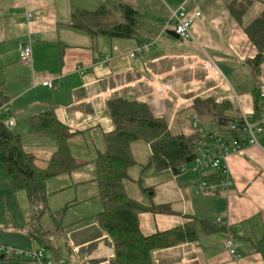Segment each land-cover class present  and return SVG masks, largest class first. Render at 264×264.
<instances>
[{
    "label": "crops",
    "instance_id": "obj_1",
    "mask_svg": "<svg viewBox=\"0 0 264 264\" xmlns=\"http://www.w3.org/2000/svg\"><path fill=\"white\" fill-rule=\"evenodd\" d=\"M183 3L189 16L200 12L191 25L192 37L186 39L175 35L171 20V11ZM123 4L138 11L132 37L93 35L71 25L75 10L105 7L110 15L103 23L111 26L116 14L117 19L126 18ZM246 16L244 0H0V93L8 97L10 108L6 122L13 120L9 127L22 136L24 148L35 155L37 165L45 168L57 150L56 138L32 133L30 117L53 109L72 134V154L83 161L76 171L46 182L49 210L40 223L56 248V252L46 248L50 258L58 264H109L113 257L111 237L96 218L103 205L95 163L106 147L105 132L116 127L109 111L111 100L122 97L147 103L155 115L168 118L175 133L202 134L209 126L227 140L233 136L232 122L219 125L214 103H230L228 114L235 117L253 115V90L264 80V62L256 77L247 60L259 50L246 26L257 16ZM28 42L32 46L29 62L22 59ZM144 42L150 47L131 57ZM211 61L219 72L209 68ZM247 65L249 77L241 81ZM46 79H53L54 87L41 84ZM166 81L172 87L159 97L156 87ZM243 86L253 98L236 92V87ZM197 116L201 122L195 126ZM257 137L258 144L228 157L233 182L228 189L217 186L223 177L218 170L190 164L180 173L153 174L164 183L167 195L154 201L156 191L149 194L153 184L137 182L129 169L124 183L132 198L145 205L167 204L176 212L142 213L146 234L182 224L189 216L226 226L220 232L201 230L194 242L155 250L156 264H264L253 246L264 235V131ZM145 146L149 158L150 146ZM198 147L216 153L212 135L203 136ZM143 148L138 141L132 143L137 161ZM203 181L209 189L196 193ZM33 212L27 192L13 191L0 171V246L42 247L30 235ZM229 235L240 257L227 249ZM0 264L33 263L0 250Z\"/></svg>",
    "mask_w": 264,
    "mask_h": 264
},
{
    "label": "trees",
    "instance_id": "obj_2",
    "mask_svg": "<svg viewBox=\"0 0 264 264\" xmlns=\"http://www.w3.org/2000/svg\"><path fill=\"white\" fill-rule=\"evenodd\" d=\"M121 8L126 16L123 23L105 25L103 21L110 15V10L101 7L95 11L75 10L71 25L93 35L132 37L138 11L126 4L121 5ZM246 31L259 50L255 57L247 60L257 77L261 74V64L264 62V8L246 26ZM253 95V120L257 121L261 115V99L257 88L253 90ZM7 102L8 97L0 93V106ZM229 110L231 104L228 102L214 103V112L220 126L234 121L243 123L242 115L235 117L228 114ZM109 111L116 127L105 132L106 147L95 158L96 180L103 205V210L96 218L102 230L111 237L114 254L109 264H156L153 258L155 250L194 242L199 239L201 230L206 233L225 231V225L195 216L187 217L182 224L152 234H146L142 230V213L176 212L167 204L145 205L128 194L124 180L128 177L129 169L137 164L132 143L145 141L150 146L151 153L142 172L153 167L159 171L169 169L180 173L194 162L203 135L175 133L166 116L155 115L147 103L136 99H113L109 102ZM197 118L200 119L198 116ZM6 120L7 115L0 116V171L7 176L13 191L27 192L34 210L29 228L32 239L49 251L56 252L50 239L45 237L40 223L42 216L49 210L46 182L50 178L76 171L83 165V161L72 154L69 145L72 134L53 109L30 117L32 133L49 134L56 138L57 150L45 168L37 165L35 155L24 148L22 136L15 133ZM236 135L237 132L233 131L232 138ZM253 246L264 261V235L254 241Z\"/></svg>",
    "mask_w": 264,
    "mask_h": 264
},
{
    "label": "built area",
    "instance_id": "obj_3",
    "mask_svg": "<svg viewBox=\"0 0 264 264\" xmlns=\"http://www.w3.org/2000/svg\"><path fill=\"white\" fill-rule=\"evenodd\" d=\"M200 15V12L196 13V16ZM196 16H189L186 8V4L183 3L178 9L171 11V20L175 24V32L182 38L192 37L191 25L194 22ZM28 19L31 17V13L27 15ZM149 43H141L134 51L130 53L131 57H134L136 54L143 52L144 49L150 47ZM22 59L25 61L32 60V46L28 42L24 45L22 51ZM208 66L211 70L219 72L217 66L211 61L208 63ZM41 84L49 87H54L55 81L53 79H46L41 82ZM171 89V83L166 81L162 85L156 87V93L159 97L165 94L168 90ZM257 90L260 93L261 99V115L260 119L254 121L253 115L242 114L244 119L243 123L234 121L231 124V129L237 132L236 137H233L231 140H227L222 136L216 134L213 129L209 126H206L204 132L208 135H212L216 142V153H212L208 148H199L197 147V157L194 160V167L200 169H218L222 172L223 177L219 180L217 186L221 189H228L232 184V180L229 177V165L228 157L233 153H238L242 151L247 145H256L259 143L257 134L264 131V80L258 82ZM10 108L7 106V103L0 106V116L8 115ZM200 119L195 117L194 123L195 126L200 124ZM14 122L10 120L8 125H12ZM201 152V155H199ZM209 183L206 181L201 182L195 189L196 193H202L209 189ZM225 245L229 250L230 254H233L235 257H240V253L237 250L232 236H227L225 240ZM0 250L4 253H13L14 255L28 259L33 264H58L54 259L50 258L47 254L45 247H38L34 249H23V248H14L7 246H0Z\"/></svg>",
    "mask_w": 264,
    "mask_h": 264
},
{
    "label": "rangeland",
    "instance_id": "obj_4",
    "mask_svg": "<svg viewBox=\"0 0 264 264\" xmlns=\"http://www.w3.org/2000/svg\"><path fill=\"white\" fill-rule=\"evenodd\" d=\"M250 2H252V3L250 4ZM238 7H242V6H238ZM244 7L246 9V15H248V16H246L247 19L249 17L258 16L260 14L261 10L264 8V0H244ZM114 19H115V21L112 23V25L117 24L121 21H124V22L126 21V18L124 19V17H123V19H117V14L115 15ZM247 70L248 71L250 70L248 65H247V68L245 69V71H243L244 77H239L241 81L243 80V78L249 77L248 74L246 73ZM227 74H228V72H227ZM244 83H248V82H244ZM171 87H172V84H171ZM167 92H165V94L162 96H165ZM236 92L239 95L245 96L246 98H253L251 95V91H249L245 86L240 87V88L236 87ZM202 128H203V125L201 126V129ZM172 130L174 131V129H172ZM202 135L206 136L205 132L202 133ZM212 141H213V138H211V142ZM138 143H139L140 147L143 146L144 148L142 150L139 149L141 155H137V158H138L137 164H135L133 167H131L130 170L133 173L134 178L137 179V182L145 183V181H146V182H149V184H153L152 186L154 189L152 191H149V194H153L154 190L156 191V193L152 196L154 198V201H157L159 198H163V197L165 198L167 195L165 193H163L164 191L162 189L164 183L161 182L157 176H155V177L153 176V174H154V175H161L160 177H163V174H162L163 172H160L159 170L157 171L156 168H153V167L148 168L144 172H142L143 171L142 170L143 165L146 164L148 161V158L145 157L147 155L146 146H145L146 142L145 141H138ZM199 155H201V152H199ZM142 156H144V157H142ZM192 165L194 167V163H192ZM197 169H199V168H197ZM166 170H169V169H166ZM169 171H172V170H169ZM182 171H184V170H182ZM141 177L143 178V181H141Z\"/></svg>",
    "mask_w": 264,
    "mask_h": 264
},
{
    "label": "water",
    "instance_id": "obj_5",
    "mask_svg": "<svg viewBox=\"0 0 264 264\" xmlns=\"http://www.w3.org/2000/svg\"><path fill=\"white\" fill-rule=\"evenodd\" d=\"M176 33V32H175ZM177 37H180L177 33L175 34Z\"/></svg>",
    "mask_w": 264,
    "mask_h": 264
}]
</instances>
